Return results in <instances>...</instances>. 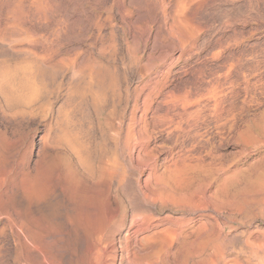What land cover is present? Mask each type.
<instances>
[{
	"label": "rangeland",
	"instance_id": "rangeland-1",
	"mask_svg": "<svg viewBox=\"0 0 264 264\" xmlns=\"http://www.w3.org/2000/svg\"><path fill=\"white\" fill-rule=\"evenodd\" d=\"M163 1L0 0V86L10 95L0 97V150L27 162L0 173V194L10 206L16 182L54 167L85 176L61 136L93 151L121 129L125 174L108 188L91 182L113 218L120 195L127 221L87 245L94 264H264V0ZM28 75L40 94L32 107ZM106 83H119V98L102 113L75 93ZM144 126L151 137L133 139L128 155V127ZM55 190L52 202L69 201L61 182ZM135 210L147 226L127 253ZM9 222L0 216V264H20ZM58 246V264H71Z\"/></svg>",
	"mask_w": 264,
	"mask_h": 264
},
{
	"label": "bare ground",
	"instance_id": "bare-ground-1",
	"mask_svg": "<svg viewBox=\"0 0 264 264\" xmlns=\"http://www.w3.org/2000/svg\"><path fill=\"white\" fill-rule=\"evenodd\" d=\"M162 2L164 3L163 0ZM29 79L30 76L28 75L25 85L26 88H24V90L27 98V105L28 107H32L40 100V94L34 91V87H31V80ZM113 82H116V79H113ZM154 85L155 87H153L152 90H155L161 86L159 82ZM86 86L87 87L85 93H82L80 91H77L75 93L79 94V97H81L83 100H85L87 96L91 97L92 105L97 113L104 112V108H106L108 104L114 107L117 103L119 98V83L87 84ZM8 92L9 90L7 91V89H4L2 86H0V97L1 99H4L5 102H10V95L8 94ZM151 94H149L148 98H146L145 100L141 122H145L144 114L150 108L148 100L150 97H152ZM161 119L162 117L160 116L157 120L161 122ZM135 121L136 120L134 119L133 122ZM109 125H111V123H109ZM155 126H158L157 122H155ZM128 128L129 129L126 135L124 150L128 151V155H131V148L133 143L132 140L137 138L141 142L140 144L144 146L145 142L149 139V137H151V135L150 132H148L146 126L142 127L143 129L139 131H135V128L132 129V127ZM115 133L116 135L110 139V142L113 144L112 147H109L107 141L103 140L96 145L95 149L93 148V151L83 149V146L78 144L76 138H71L68 135L61 136L59 142L68 146L67 148H69L68 150L70 151V153L74 154V156L77 158L76 160H78V162L84 167L85 171L87 172L85 176L74 169L64 170L58 167H54L43 177H41L40 175H34V177L25 175L24 178L16 182L13 189H11V196H9L11 201H9L10 206H7V202L4 200L7 197V194H0V216L7 217V219L10 221L9 224H7L8 228L12 230L13 233H15V235L17 236L16 241L19 252L18 260L20 264H58V255L56 254V252L54 253V250L57 251L59 249L58 244H60L62 249L67 250V253L69 252L68 255L72 257L71 264H92L95 259L94 252H91V247H88L87 245L92 244L93 247H95L98 243H100V240L102 242V234H105L104 232H106V235L108 236L107 232H109V230L113 231L114 229H112V225L114 226V224H116L117 228H121L126 224V209L123 207L125 203L122 199H120V195L115 204L117 207L115 214H118L114 215L115 218H113L114 209L108 208L101 197H96V190H94V187L92 186L93 179L97 178L101 181H105L104 183L108 188L113 179H120V177L122 176L121 168L123 166L124 170L126 153L121 155V152H119V145L121 143V129L115 130ZM5 151V149L0 150V173L8 175L10 174L9 172L11 170H15L14 168L16 166L23 167L27 165V162L25 160L21 161L20 163H13L12 165V156H10V154H6ZM93 160L98 163V166L96 168V165L94 166V164L92 163ZM57 181L61 182V184L67 190L69 195L68 202H65L63 200H53V202L51 201V197H54L56 192L55 188ZM119 187V190L121 189L124 192L125 189L122 188V183H119ZM132 202L131 203L136 206L133 200ZM138 204L139 203H137V205ZM135 206H133L134 209H136ZM141 206L143 208L144 205L142 204ZM136 210L131 213L132 215L129 220L130 228L126 235L122 238V242H125V246L123 248H126V252L129 248H131L128 247L129 239L131 240V237H137L141 232H143L142 227H144V225L146 224L145 223L143 225L141 223L142 225L140 226L136 223V221L138 220L137 218L140 215V212L138 213L139 210ZM142 212L144 213L146 211L143 210ZM145 217L149 218L150 216ZM64 221L65 223H68L69 227L71 228L66 227V225H64ZM138 222H140V220ZM149 223L152 225L151 222ZM112 231H110V233ZM153 234H155V232ZM160 234L163 233H158L156 235L159 236ZM84 239L89 241V243L85 244ZM146 240L147 239H145V241ZM122 242L120 240L121 244ZM55 247H57V249H55ZM125 256H127V254ZM19 257H21L22 261L24 262L25 258H27V263H22Z\"/></svg>",
	"mask_w": 264,
	"mask_h": 264
}]
</instances>
